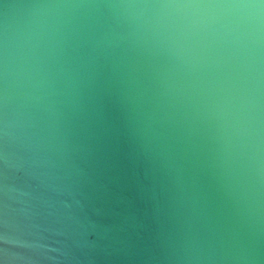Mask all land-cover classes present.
I'll list each match as a JSON object with an SVG mask.
<instances>
[{"label":"water","instance_id":"water-1","mask_svg":"<svg viewBox=\"0 0 264 264\" xmlns=\"http://www.w3.org/2000/svg\"><path fill=\"white\" fill-rule=\"evenodd\" d=\"M0 264H264V0H0Z\"/></svg>","mask_w":264,"mask_h":264}]
</instances>
